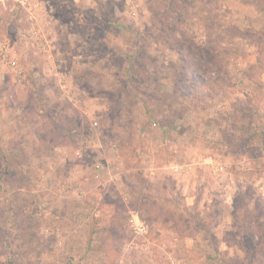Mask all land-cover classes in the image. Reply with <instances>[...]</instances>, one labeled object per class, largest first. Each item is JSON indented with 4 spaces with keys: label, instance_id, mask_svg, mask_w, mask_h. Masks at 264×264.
<instances>
[{
    "label": "rangeland",
    "instance_id": "374dc122",
    "mask_svg": "<svg viewBox=\"0 0 264 264\" xmlns=\"http://www.w3.org/2000/svg\"><path fill=\"white\" fill-rule=\"evenodd\" d=\"M21 1L0 264H264V0Z\"/></svg>",
    "mask_w": 264,
    "mask_h": 264
},
{
    "label": "built area",
    "instance_id": "2783aa9c",
    "mask_svg": "<svg viewBox=\"0 0 264 264\" xmlns=\"http://www.w3.org/2000/svg\"><path fill=\"white\" fill-rule=\"evenodd\" d=\"M20 3H26V0H22ZM0 56L14 69L18 66L16 58H14L12 55V47L10 46L9 42H3L0 44ZM128 223L134 234L138 236H144L147 234V225L140 221L136 215L131 216Z\"/></svg>",
    "mask_w": 264,
    "mask_h": 264
}]
</instances>
